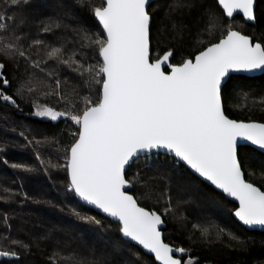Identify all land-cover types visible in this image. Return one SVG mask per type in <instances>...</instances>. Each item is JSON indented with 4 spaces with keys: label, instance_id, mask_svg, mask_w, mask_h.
<instances>
[{
    "label": "snow or ice",
    "instance_id": "6c2138e0",
    "mask_svg": "<svg viewBox=\"0 0 264 264\" xmlns=\"http://www.w3.org/2000/svg\"><path fill=\"white\" fill-rule=\"evenodd\" d=\"M27 3L28 0H3L0 7L19 8ZM77 3L90 8L103 29L95 39L85 28L74 30L83 41L82 48L96 46L99 57L96 64H87L82 54L75 51L67 54L63 45L49 46L42 39H33L25 46L14 17L0 15V52L17 67L22 63L27 76L19 83L16 94L46 90L44 94L57 96L65 104V110L56 111L34 102L33 114L52 121L63 116L77 126L78 131L70 132L73 140L65 149L66 163L49 165L66 169L67 192L117 220L122 236L153 254L158 264H185L183 255L187 249L170 247L162 240L161 215L141 207L133 195L122 190L139 184L145 199L159 201L167 196L165 213H173L170 192L157 196L151 177L143 178L138 171L132 180L126 179L127 167L144 160L148 169L153 150H165L237 201L239 206L233 215L243 225L264 228V190L244 178L238 146L244 140L264 150V123L229 119L222 107V81L229 73H264V42L253 43L250 36L233 30L228 23L218 42L209 41L208 46L197 50L194 59L173 64L172 49L162 56H152L150 0H102L99 6L91 0H77ZM215 3L223 16L234 19V14H242L246 22L256 21L255 0H215ZM184 6L192 5H176ZM9 20L13 21L12 25L7 23ZM220 26L217 10L209 8L206 31L212 35ZM42 30L51 31V27L45 24ZM183 32L182 23H173L170 38L182 40ZM49 61L79 74L83 86L89 90L87 96L80 97L82 107L72 98L79 96L76 87L70 95L62 90L67 80L62 82L56 76L55 87L51 86L49 82L56 69L47 67ZM5 67L0 63L4 92L10 85ZM93 84L100 85L95 90L98 91L95 100ZM4 92H0V99L16 105L13 95ZM44 143H49L47 138L37 141L35 149ZM11 167L33 171L23 164L13 163ZM260 172L264 175V162ZM4 192L9 193V189L5 188ZM80 218L100 223L91 216ZM3 219L6 221L7 215ZM193 228L210 242L209 228L200 225ZM8 255L16 253L0 251V257ZM68 259L83 264L74 257Z\"/></svg>",
    "mask_w": 264,
    "mask_h": 264
},
{
    "label": "trees",
    "instance_id": "16d2710c",
    "mask_svg": "<svg viewBox=\"0 0 264 264\" xmlns=\"http://www.w3.org/2000/svg\"><path fill=\"white\" fill-rule=\"evenodd\" d=\"M91 2L99 6L102 0ZM178 3L192 6L176 7ZM255 3L256 21L252 25L246 24L241 17L226 20L213 0H159L152 3L148 8L152 56H162L172 49L173 64L193 59L197 50L208 46L209 41H219L222 33H226L228 23L232 24L233 30L250 36L253 42H264V0H255ZM209 8H215L221 18V26L213 30L212 35L206 31ZM0 15L14 17L25 46L33 39H42L49 46L63 45L67 54L73 51L82 54L87 64H96L99 60L96 46L82 48L83 41L74 30L85 28L93 39L103 31L92 10L81 7L77 0H28L19 8L0 7ZM7 23L12 25L13 21ZM173 23H182V40L170 38ZM45 24L51 27V31L42 30ZM76 58L80 59V56ZM0 63L5 64L4 73L10 81L4 92L5 86L0 80V92L13 95L16 100V105H12L0 99V149H3L0 151V251L16 253L15 256L8 255L10 259L1 260L0 264H74L69 257L83 261V264H156L151 257L121 238L117 223L84 207L73 193L67 192L66 169L49 166L66 163L65 149L73 140L70 132L78 129L63 116L56 121L35 116L33 104L56 111H64L65 104L57 96L45 95L46 90L35 94L25 92L22 96L16 94L19 83L27 78L24 65L21 63L17 67L2 52ZM47 67L56 69L49 82L51 86L55 87L56 76L62 82L67 80L62 90L70 95L71 89L76 87L79 96L72 98L82 107L80 97L87 96L89 90L83 86L79 74L51 61ZM92 87V99L95 100L98 95L95 90L100 85L93 84ZM222 93L223 110L229 119L264 123V74L253 78L231 76ZM46 138L49 143L36 150V142ZM239 152L245 179L264 190V175L260 172L264 154L250 147H242ZM148 162L151 165L148 169L144 160L133 163L126 172V179L132 180L138 171L143 178L151 177L150 183L157 196L185 190L180 201H174V193L171 195L175 214L172 217L163 214L167 196L159 201L145 199L139 184H134L129 193L141 207L161 215L166 226L164 243L187 249L183 255L185 264H264V233L249 232L238 225L232 218L233 203L168 156L151 155ZM13 163L23 164L33 171L13 169ZM5 188L9 193L4 192ZM6 196L9 198L5 199ZM5 215L6 221L3 219ZM81 216H91L100 223L83 220ZM193 225L209 228L210 242L205 241ZM219 229L224 231L221 233ZM233 236L236 239H232Z\"/></svg>",
    "mask_w": 264,
    "mask_h": 264
},
{
    "label": "water",
    "instance_id": "95a60500",
    "mask_svg": "<svg viewBox=\"0 0 264 264\" xmlns=\"http://www.w3.org/2000/svg\"><path fill=\"white\" fill-rule=\"evenodd\" d=\"M158 1H159V0H150V5H151L152 3H155V2H158ZM213 1H215V0H213ZM255 5H256V3H255ZM218 7H219V6H218ZM220 10L222 11V9H220ZM224 17H225V19L228 20V21H231V20H232V18H228V17H226V16H224ZM235 17H241V18L243 19V21H244L246 24H250V25L254 24V23H252V22H246V21L244 20L243 16H242V14H234V18H235ZM94 18H95V17H94ZM95 20H96V19H95ZM96 22L99 24V22H98L97 20H96ZM99 26H100V25H99ZM100 27H101V29H102V26H100ZM102 31H103V29H102ZM252 42H253V41H252ZM253 43H255V42H253ZM193 59H194V58H193ZM263 74H264V73L259 72V71H256V72H231V73H229L228 76H226V77L224 78V80L222 81V88L224 87V85H225L226 82L228 81L229 77H231V76H243V77L253 78V77H259V76H261V75H263ZM222 107H223V104H222ZM238 122H241V121H238ZM243 123H258V122H243ZM238 146H239V149L242 148V147H250L251 149H253V150L257 151V152H259V153H261V154H264V150L259 149L257 146L252 145V144H251L250 142H248V141L240 140V141L238 142ZM155 154L165 155V156H168V157H170V158H172V159H174V160L177 161V159H176L173 155L167 153L165 150H160V151H158V152H157L156 150H153V152L150 154V156H151V155H155ZM177 162H179L181 165H183L185 169H187V170H188V171H189L194 177H196L197 179H199L202 183H204L205 185H207L208 187H210L211 189H213L215 192H217V193H219L220 195H222L227 201L233 203V204L235 205V208H237V207L239 206V205H238V202L235 201L232 197L226 196L221 190L216 189L214 185H211L210 182L206 181L203 177H200L198 173H196L194 170H192L191 168H189V167H188L187 165H185L182 161H177ZM128 168H129V167L126 168V172H127ZM244 178H245V177H244ZM131 187H132V186H126L125 189H122V190H125V191L128 192V194H130L129 192H130V190H131ZM73 194H74V193H73ZM130 195H131V194H130ZM74 197H75V199H76L81 205H83L84 207L90 209L91 211L97 213L98 215H100V216H102V217H104V218H106V219H108V220H111V221H113L114 223H117V224L119 225V222H118L117 220L113 219L112 217L107 216V215H106L105 213H103L101 210L95 208V206H93V205H89V204H87L86 202L80 200L79 197L75 196V194H74ZM234 211H235V210H234ZM234 211H233V212H234ZM233 212H232V218H233L234 221H235L238 225H240L243 229H245L246 231H249V232H260V233H264V228H261V227H258V226L249 227V226L243 225V224H242V223H241V222H240V221H239V220L233 215ZM159 227H160V231H161V233H162V240H163V230L165 229L166 226H165V224L163 223V224L160 225ZM120 234H121V233H120ZM121 238H122L124 241L130 243L131 245L137 247V248H138L140 251H142L146 256L151 257V258L154 260V262H155L156 264H158V262L155 261V257H154V255L151 254V253H148L147 250H145V249L142 248V246L136 244L134 241H130V240H128L127 238H124V237L122 236V234H121ZM163 242H164V240H163ZM170 247H171V246H170ZM175 255L179 256L180 254L176 253ZM7 259H10V257H8V256L0 257V261H1V260H7Z\"/></svg>",
    "mask_w": 264,
    "mask_h": 264
},
{
    "label": "rangeland",
    "instance_id": "374dc122",
    "mask_svg": "<svg viewBox=\"0 0 264 264\" xmlns=\"http://www.w3.org/2000/svg\"><path fill=\"white\" fill-rule=\"evenodd\" d=\"M167 191H169L168 189H166ZM174 193V192H173ZM172 193V194H173ZM184 193H186V191L184 190H182V191H179V190H177V192L175 191V193L172 195L171 193H170V196L172 195L173 197H174V201H176L175 199H178L179 201L181 200L180 198H183V196H184ZM168 199V198H167ZM167 199L165 200L166 201V203H167ZM185 202V204H187V201H184ZM184 202H182V203H184ZM172 203V202H171ZM204 203V202H203ZM172 206H173V203H172ZM204 207H207L206 206V204L204 203V205H203ZM209 207V206H208ZM174 208V207H173ZM212 211V209L210 210V212ZM212 213H213V211H212ZM163 214L164 215H171V217L173 216V214H175V213H168V214H166L165 213V210L163 211ZM214 214V213H213Z\"/></svg>",
    "mask_w": 264,
    "mask_h": 264
}]
</instances>
